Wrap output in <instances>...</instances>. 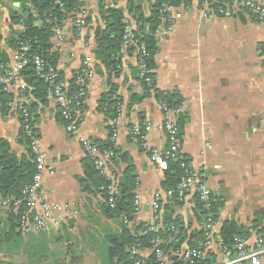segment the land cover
<instances>
[{"label": "crops", "instance_id": "0c3cea01", "mask_svg": "<svg viewBox=\"0 0 264 264\" xmlns=\"http://www.w3.org/2000/svg\"><path fill=\"white\" fill-rule=\"evenodd\" d=\"M201 1L170 5L175 19L173 32L163 34L166 28H157L154 36L158 52L155 67L151 68L154 86L148 97L138 79L135 50L124 56L118 53L120 65L116 71L96 59V31L105 28L101 0L82 2L88 12L83 39L75 36L74 18L63 19L64 43L52 39L53 52L60 55L58 68L63 80L73 79L85 56L90 57L96 69L87 100L78 113V137L66 131L55 101L47 98V103L42 104L33 93L26 99L38 105L35 125L46 162L55 169V174L43 178L40 203L51 209L59 224L40 234H22L24 251L13 243L14 235H8L0 247V264H14L15 254H24V264H106L100 254L109 252L111 238H120L124 225L134 228L150 222L147 203L156 192L164 191L165 171L152 162L149 149L133 138L132 129L152 123L153 130L146 137L149 148H167L166 134L157 129L163 122L162 101L157 92L177 96L184 103L181 160L191 170L206 173L216 200L218 229L221 231L226 222H235L249 247L256 244L258 237L264 238V25L235 13L233 5L223 13L212 6L209 19L203 20ZM103 3L107 7V0ZM155 3L156 0H118L117 8L137 30V14L149 19ZM13 4L0 0L4 52L11 66L17 61V48L9 44L17 34L11 13L20 10ZM23 87L26 85L21 78L14 94ZM141 96L146 98L133 100ZM104 97L117 102V107L122 106L117 118L106 114ZM21 130L18 115L0 114V144L8 142L19 159L27 157L30 149L21 138ZM113 133L117 135L114 142ZM82 139L96 145L114 143L116 156L109 162L106 174L114 176L116 182L132 167L135 195L141 206L128 224L104 211L100 191L84 189L81 180L88 157ZM197 206L196 194L192 192L184 204L174 208L175 215L183 219L187 234L200 228ZM10 227L8 212L0 210V229L8 233ZM34 241L35 247L29 245ZM14 245L17 249H11Z\"/></svg>", "mask_w": 264, "mask_h": 264}, {"label": "built area", "instance_id": "2783aa9c", "mask_svg": "<svg viewBox=\"0 0 264 264\" xmlns=\"http://www.w3.org/2000/svg\"><path fill=\"white\" fill-rule=\"evenodd\" d=\"M66 1H72L73 6L68 16L74 18L75 36L77 39H83L85 30L88 26V12L82 5L84 0H52L49 13L44 14L43 19L35 23V27H50L53 38H56L60 44L64 43L65 36L63 33V21H59L58 17H54L53 11H64ZM233 5L235 13L242 14L257 23L264 25V2L257 0H202L199 9L203 20L209 19V11L215 6L220 13L229 6ZM107 8H117L116 0H107ZM123 42L120 48V55L124 56L129 50H135L138 54V74L140 80L145 83L152 84L153 76L149 67L150 53L146 45L141 42V38L135 32L134 27L127 18H124ZM175 19L170 11L169 4H163L160 15V23L158 28L164 27L163 34L173 32ZM17 27L16 36L19 37L17 48V61L11 66L9 62H0V89L6 93L14 95L6 106L9 112L14 113L21 118V127L24 139L28 143L32 155L36 163V172L33 176L31 184L27 185L23 192L22 198L14 196H5L0 194V210H12L15 214H19L20 209L25 207L19 214V231L23 235L40 234L59 224V220L52 214L51 209L41 204V190L43 178L47 175L55 174L53 166L48 164L42 151V139L36 125L33 123V114L28 112L24 105L27 104V98L18 88L16 94L14 91L21 80L20 74L28 66H32L35 74L44 80L48 85V98L55 101L61 109V114L66 122L65 129L72 137H78V109L82 108L88 97V89L96 78V69L94 63L89 56H85L77 74L74 78V87L72 93L69 94V82L64 81L60 77L59 69L48 64L46 59L37 53H32L35 41L20 40L26 30L25 20L21 18ZM4 30L0 27V54L4 52L5 44ZM86 43L85 48L87 49ZM141 81V82H142ZM23 90V89H22ZM2 104L0 103V108ZM163 110V122L157 125V129L163 131L167 137V148L165 150L150 149L146 142L148 133L153 130L152 123L138 124L132 129V136L139 141L143 147L149 149L150 157L161 170H167L170 162H178L181 160L182 139L180 128L178 126V116L184 111V103L178 108L170 107L165 101L161 102ZM122 106L117 107L119 114ZM117 135L113 133L112 142L115 141ZM84 151L90 159H92L96 169L103 175L107 176L111 184L106 188L111 196L109 205L115 208L114 195L117 193V182L115 177L106 174L109 162L115 158L114 149L102 150L98 145L91 143L87 139H82ZM185 175L180 182L169 190L156 192L149 203L151 210V220L147 223V229L142 232L143 235L148 233L158 234L151 241L150 249H140L139 245L131 249L133 256L138 260L134 264H147L146 259L149 254L154 253L161 264H263L264 258V238L258 237L256 244L249 247L246 241L236 236L233 238V244L228 245L218 229V221L216 216V200L213 191L207 184V175L205 172L193 171L183 164ZM105 190V188H102ZM194 192L197 197V207L200 212L199 230L204 233L203 238L195 242V246H189L188 241L181 245L180 249L174 250L168 248L165 250L163 244L177 246L180 244L176 229L173 227L169 230L172 232L167 238H162L159 232L162 229V215L164 207L173 203L176 205L184 204L186 198ZM140 200L135 196L134 208L137 212L140 208ZM124 223L128 224L125 216H122ZM215 257V258H212ZM211 259L212 261L208 260ZM175 259V260H174Z\"/></svg>", "mask_w": 264, "mask_h": 264}, {"label": "trees", "instance_id": "16d2710c", "mask_svg": "<svg viewBox=\"0 0 264 264\" xmlns=\"http://www.w3.org/2000/svg\"><path fill=\"white\" fill-rule=\"evenodd\" d=\"M14 3H20V10H13L11 13V21L14 25H17L21 18H24L26 30L23 35H20V40L27 41H35L36 44L33 46L32 53H37L41 55L48 64L54 68H58V62L60 59V55L53 52L52 39L53 34L50 30V27L43 26L41 28L35 27V23L42 20L44 14L49 13L51 8L52 0H10ZM100 4L101 14L105 21V28H99L96 31V43L97 48L94 51L96 59L106 68L111 71H116L120 65V59L118 53L120 52L121 44L123 42V32H124V15L123 11L119 8L108 9L104 5V0H101ZM118 1V0H116ZM182 2H186V0H156L155 5L153 6L152 14L149 19L144 18L142 14H137L139 27L135 32L141 38V42H143L149 53V67L150 69L155 67L154 57L158 52L157 42L155 40V32L160 23V15L163 4H169L172 6H177ZM73 6L72 1H66L64 5V11H53L52 14L54 17H58L59 21H63L66 16L69 15ZM148 27V28H147ZM148 30V31H146ZM87 38V36H86ZM19 37L16 34L10 39V46L12 48H18ZM8 56L5 52L0 54V62H8ZM59 69V68H58ZM60 77L63 79V74L59 70ZM77 74V72H76ZM75 74V75H76ZM69 82V94L73 92L74 87V78ZM153 76V75H152ZM23 82H25L26 87L21 89V93L25 98L33 93L38 101L42 104L47 103V90L48 85L44 80L39 78L32 66H28L24 71L20 74ZM138 79L139 74H138ZM154 79V76H153ZM145 96L148 97L150 91L153 89V83L148 84L144 81L141 82ZM161 101H165L170 107L178 108L181 104V99L177 96L165 95L163 93L157 92ZM14 97L13 94H9L0 89V103L2 107L0 108V114L5 116L9 114V108L6 106L7 102ZM146 97H133V100L136 102L142 101ZM103 105L106 111V114L110 116L111 119L117 118V102H111L108 98L104 97ZM84 106V105H83ZM82 106V108H83ZM24 108L28 110L31 114H33V123L36 122L35 113L37 111L38 105L34 103H28L24 105ZM80 108V110L82 109ZM60 111V118L62 119L64 125L66 122L64 121L61 109L58 107ZM78 109V111H80ZM180 114L178 116V126L181 128L184 125V118ZM20 117V116H19ZM21 121V118H20ZM21 138L24 140V134L21 130ZM102 150L114 149L116 153V148L114 143L109 142L103 145H98ZM185 164L184 161L178 162H170L168 169L165 170V177L162 183L163 190H169L176 186L181 178L185 175V168L183 166ZM186 165V164H185ZM187 166V165H186ZM84 179L81 180L82 185L86 191H91L93 188L101 192L104 199V211L115 217H119L122 219V216H125L128 222H131L135 218V191H136V178L132 174V167L125 173L122 179L117 182V193L113 196L115 199V208H111L109 205L110 195L106 188L111 184L109 178L103 175L100 171H98L92 161L88 157L86 162L84 163ZM36 172V163L34 157L32 155L31 150L29 149V154L27 157L18 158L16 154H14L11 150V147L8 142L3 141L0 144V194L5 196H14L16 198H22V192L24 188L31 184L33 180V176ZM105 188V190H102ZM178 206L176 204L170 203L164 207V212L162 215V229L159 232V235L162 238H167L172 235V232H169L171 228H175L177 231V235L175 239L180 241V244L173 247H168L163 244V248L168 250V248H173L174 250L180 249L181 245L188 241L189 246H195V242L203 238L204 233L202 231H196L193 234H187L188 229L186 228L183 219L179 216L175 215L174 208ZM25 207L21 208L19 214ZM8 212L9 217L11 219V227L7 233L2 232L0 229V247L6 241L8 235H14L13 243L19 248V250L24 251V238H22V233L19 231V221L20 215L15 214L12 210H5ZM147 223L142 224L140 226L130 228L129 226L124 225L122 228L121 237L111 238L112 248L107 252L108 261L106 264H134L137 257L133 256L131 253V249L139 245L140 249H150L151 241L158 236V234H146L143 235L142 232L147 229ZM221 235L224 238L225 242L228 245H232L233 238L236 236H240L243 238L242 232L239 229V226L235 222H226L221 230ZM38 241V240H37ZM37 241L29 242V245L32 244L35 247ZM10 242V241H9ZM215 258V257H212ZM175 260V259H174ZM212 261L210 258L208 259ZM147 264H161L159 260L156 258L154 253L149 254L146 259ZM213 262V261H212Z\"/></svg>", "mask_w": 264, "mask_h": 264}, {"label": "rangeland", "instance_id": "374dc122", "mask_svg": "<svg viewBox=\"0 0 264 264\" xmlns=\"http://www.w3.org/2000/svg\"><path fill=\"white\" fill-rule=\"evenodd\" d=\"M11 249H17V247L14 245V248L11 247ZM42 250H43V249H42ZM16 255H17V254H15V255H14L15 258L12 259L13 262H14V264H24V254H22V255H18L17 257H16ZM40 256H41V254H40ZM100 258H101L102 260H104L105 263L108 261L107 254H105V253H101V254H100Z\"/></svg>", "mask_w": 264, "mask_h": 264}, {"label": "water", "instance_id": "95a60500", "mask_svg": "<svg viewBox=\"0 0 264 264\" xmlns=\"http://www.w3.org/2000/svg\"><path fill=\"white\" fill-rule=\"evenodd\" d=\"M13 5H14V7H16V8H19V7H20V3H14Z\"/></svg>", "mask_w": 264, "mask_h": 264}]
</instances>
